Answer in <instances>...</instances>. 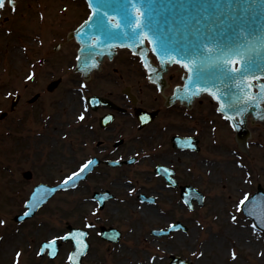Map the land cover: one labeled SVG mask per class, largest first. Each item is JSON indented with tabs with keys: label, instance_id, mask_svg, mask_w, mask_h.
Returning a JSON list of instances; mask_svg holds the SVG:
<instances>
[{
	"label": "rangeland",
	"instance_id": "rangeland-1",
	"mask_svg": "<svg viewBox=\"0 0 264 264\" xmlns=\"http://www.w3.org/2000/svg\"><path fill=\"white\" fill-rule=\"evenodd\" d=\"M87 13L83 0H20L16 11L6 7L0 20V114L9 111L6 118L0 119V221H3L0 224V264H12L17 253L20 256L13 264H69L70 244L63 245L53 260L46 256L37 260L33 255H36L42 239L61 235L67 230V223L81 226L85 217L90 219L94 215L91 202L85 200L90 197V192L83 188L75 197L68 191L52 199L41 214L21 226L12 220L23 205L20 199H10L7 195L11 184L7 141L16 147L22 144L18 121L21 105L14 113L16 119L12 120V95L26 90L27 74L33 75V79L36 74V79L47 80L49 77H46L50 76L47 71L58 69L59 64H64L76 52L75 41H68L65 31L73 29ZM41 25L43 29L38 28ZM59 42L65 50L56 53L53 49ZM64 54H69L64 62L52 59L43 67L39 66L40 60L47 55L63 57ZM119 57L122 63H131L126 52L120 51ZM68 64L70 61L65 63ZM58 70L55 76L64 75L65 79L78 77L71 68ZM36 89L38 85L33 83L27 87L29 91ZM208 98H201L206 138L201 155L205 165L204 176L196 184L204 191L206 203L197 212L183 216L189 226L188 231H178L170 237H156L150 229L164 227L176 218L171 216V210L165 217L156 212L152 215L153 208L150 209L151 214H145L146 205L136 206L131 198L124 197L117 203L110 202L102 213L104 223L121 227L124 239L118 244L104 243L96 230H92L93 244L83 264H170L171 254L189 259L193 264H264V232L255 231L251 221L236 206L237 200L241 201L238 196L243 192L255 191L257 182L264 185V122L251 125V155L247 156L238 149L230 123L217 113L216 105ZM10 122L15 133L9 137L6 131ZM213 137L218 141L216 144L208 142ZM20 161L15 158L11 161L16 172L14 182L22 177V170L15 168ZM191 162L189 160L187 167L192 171L194 164ZM197 167L202 168L200 162ZM233 216L236 217L235 222ZM26 247L32 249L30 254L37 262L28 257ZM233 253L236 259L232 258Z\"/></svg>",
	"mask_w": 264,
	"mask_h": 264
},
{
	"label": "flooded vegetation",
	"instance_id": "flooded-vegetation-1",
	"mask_svg": "<svg viewBox=\"0 0 264 264\" xmlns=\"http://www.w3.org/2000/svg\"><path fill=\"white\" fill-rule=\"evenodd\" d=\"M59 51L63 49L55 52ZM68 55H47L40 60L39 66L43 67L46 61L52 59L64 62L65 56ZM119 55L120 53L112 61L105 62L101 70L94 72L87 82L76 73V79L71 76L65 79L64 75L55 76L56 70L67 67L65 64H59L58 69H45L46 74L50 75L46 77H49L47 80L36 79L34 74L33 82H30L27 79L29 74L26 75V90L21 93V102L10 112L11 119L15 120L14 113L20 103L22 111L18 121L22 144L16 147L8 142L6 146L7 163L11 164V184L7 191L10 199H20V204L24 203L36 184L59 183L87 160L93 159L96 163L94 168L87 178L80 182V186L71 192L72 196L75 197L77 191L83 188L91 195L97 190L110 189L114 193V203L124 197L128 200L131 198L136 206L148 207L145 214H151L150 209L153 208L152 215L156 212L165 217L171 210V216L176 218L168 221L167 225L177 220L184 221L183 216L189 213V208L181 197V186L190 182L198 184L204 176L205 160L201 155L205 141L202 99H196L191 108H186L179 101L165 106L164 96L156 85L148 82L145 69L137 57L127 53L131 63L125 64ZM135 61H138V64ZM187 75L186 69L180 64H169L164 75L168 84L165 93L171 94L174 87L182 84ZM56 78H62L59 85L54 89L49 88V84ZM31 83L38 85V89L27 90ZM77 83L86 87L81 89L76 86ZM126 86H129L131 93L136 96V104L124 93ZM94 94L108 98L117 108L100 105L97 109H92L86 99ZM35 96L37 98L33 100ZM82 96L86 99L82 100ZM85 105L87 112L84 111ZM138 107L158 111L153 122L144 128L139 127L140 123L136 117ZM81 113L85 116L84 121L78 120ZM111 113L114 114L112 123L102 126L100 119ZM12 122L7 126L9 137L15 133ZM174 135H192L200 147L197 151L175 148L171 142ZM14 158L21 160L15 168L22 170V173L30 170V178L23 176L21 180L14 182L13 176L16 172L11 167ZM130 158H134L132 164L110 163ZM189 160L194 164L191 165L192 171L187 167ZM199 162L202 166L200 169L197 167ZM159 164L173 169L174 174L169 177L158 171ZM173 180L177 182L176 185L172 183ZM124 188L127 190L124 191ZM85 200L96 208L97 203L92 198L88 196ZM105 209L95 211L87 223L95 224V229L99 226L97 224H105L102 220ZM197 210L198 208L192 211ZM39 211L36 215H39ZM32 220L23 222L21 226ZM36 240L37 238L34 239ZM26 249L32 258V249ZM37 250L38 246L35 253Z\"/></svg>",
	"mask_w": 264,
	"mask_h": 264
},
{
	"label": "water",
	"instance_id": "water-1",
	"mask_svg": "<svg viewBox=\"0 0 264 264\" xmlns=\"http://www.w3.org/2000/svg\"><path fill=\"white\" fill-rule=\"evenodd\" d=\"M104 2L110 5L120 6L126 4L127 0H104ZM145 3L152 9V26L158 27L162 33L171 36L174 46L176 41H180L187 47L192 42L193 37L200 39L207 37L208 40L215 41L222 46L230 45L234 41L241 39V32L248 37V40L253 45H257L259 38L264 37V0H145ZM137 8H139V12L143 11L139 3H137ZM91 9L93 12L96 10V0H92ZM132 11L133 15L139 17V12L135 9ZM101 12H107L106 19L112 23L121 22V16L117 12L111 11L109 8H103ZM93 19H95V17H93ZM80 21L81 20L77 21L76 25H78ZM84 24L85 22L82 25ZM68 31H65V36ZM113 31L116 33H123L127 32L128 29L122 26L121 29H113ZM143 35H147L148 38L146 40L150 43L152 50L158 46L153 35L148 32V29L144 30ZM89 36L93 38L89 39ZM71 37H75L80 44L79 53L81 60L79 61L77 69L82 71L86 76L93 70V68L90 67L92 63H98V65H100L105 55L112 57L117 46H127L134 52H137L142 57L144 64H148L152 69H155L154 72L147 70L152 76V80L158 82L160 85L163 83V80L161 81L162 73L166 71L168 64L173 63V61L170 60L168 63L163 64L160 69L157 68L148 57L149 49L146 47V40H143L142 44H137L128 39L127 36L121 34H117L111 38L105 37L95 31L91 21L89 25H86L84 28L80 26L77 30L71 32L69 38ZM81 49H83V51H81ZM176 50L179 52V47H177ZM89 53H92V55H89ZM182 55L181 53L180 56L176 57V59L181 60V64L187 62L182 59ZM212 58L214 59L215 57L213 56ZM203 67L204 77L202 81L200 83L190 81L189 76L192 74L189 73L185 85L183 87H177L175 96L169 97V104L176 99H180L182 102L188 101L190 103L193 97H195L192 96V92H198L199 95L203 92L216 93V95L213 96L220 103V107L223 104L226 114L235 116V119L232 121L237 132V141L243 150H247V139L250 136V131L246 125L247 115L252 113L254 118L261 119L263 114L262 102L264 100L248 102L247 104L241 101L238 104V107L243 109L240 115H236L233 111H228V104L230 102L235 103L236 98L238 96L243 97L245 92L259 96L258 86L264 84V73H257V75L261 76L259 80H248L243 83L241 79L237 77L234 83L231 81L226 82L231 86L225 88V83L217 78L218 72L211 65V61ZM213 81L215 84H213ZM248 83H251V88L247 87ZM254 88H257V91H255ZM185 97H191V100L189 101ZM229 97L231 98L230 100ZM225 112L223 113L225 114ZM69 186L70 184L67 187ZM188 189L189 193L195 191L192 188ZM53 192L54 191L50 192L49 190L39 188L37 196L34 199L35 203L41 205ZM194 197L196 196L190 195L189 200L191 201ZM200 198V200H203L202 194ZM245 212L253 218L259 226L264 228V190H262L261 187L258 192L246 202ZM20 217L25 218L27 216L21 215ZM102 229V235L106 239L113 241L119 240V234L116 233V229ZM84 243L88 245L86 238L84 239ZM75 250L76 249H74V251ZM86 251L87 249L85 252ZM82 256L75 260V264L81 263ZM172 263L190 264V262L184 261L178 263L177 258H173Z\"/></svg>",
	"mask_w": 264,
	"mask_h": 264
},
{
	"label": "snow or ice",
	"instance_id": "snow-or-ice-1",
	"mask_svg": "<svg viewBox=\"0 0 264 264\" xmlns=\"http://www.w3.org/2000/svg\"><path fill=\"white\" fill-rule=\"evenodd\" d=\"M137 3H139L140 7L143 8L142 12H139V8H137ZM17 0H0V11H3L6 6L11 8V11H16ZM89 8L92 7V0H89ZM109 8L111 11L117 12L121 16V22L112 23L107 20V12H101V9ZM133 9L139 12V17L133 15ZM95 17V19H93ZM142 17V19H141ZM152 17V9L145 3V0H127L124 5H110L104 2V0H96V10L93 12L92 16L89 17V20L85 21L84 25H81V28H84L86 25H89L90 21L92 26H94L95 31L100 33L101 35L111 38L117 34H121L127 36L128 39L134 41L137 44H142L143 40H146L147 35H143L144 30L148 29V32L151 33L154 37L155 42L157 43V47L153 49L154 53H157L160 60L161 65L168 63L170 60L176 63H181L180 59H176L177 56H180L181 53L182 59L187 61L182 63V67L187 69L189 73L192 75L189 76L190 81H194L196 83H200L204 77V65L211 61V65L217 70L218 77L222 82L225 83V88H229L231 85L226 83L228 81L235 82L237 77L241 79V82L248 80H259L261 76L257 75V73H264V37L259 38V42L257 45H253L248 37L244 35L243 32L240 33V40L234 41L230 45H220L215 41L208 40L207 37L200 38H192V42L185 47L182 42L176 41L175 46L173 43V38L171 36L165 35L162 33L158 27H153L151 24ZM123 27L127 28V32L116 33L113 29H121ZM143 37V38H141ZM92 39V36L88 37ZM212 45V46H210ZM94 47V46H93ZM177 47H179V52H177ZM83 51V49H81ZM175 53V55H174ZM92 55V53H89ZM215 57L214 59L212 57ZM77 61L81 60L80 56L76 57ZM99 65L98 63H92L91 68L95 69ZM145 68L150 72H154L155 69H152L150 65L145 64ZM149 80H152V76L149 75ZM28 80L33 79V75H29L27 77ZM155 83L154 80H152ZM213 84L215 82L213 81ZM81 89L86 87V85H81ZM239 87V85H238ZM248 88H251V83L247 84ZM259 96L251 95L248 92H245L243 97H237L236 102H230L228 104V111L235 112L236 115H240L243 112V109L238 107V104L243 101L245 104L248 102H254L257 100H264V84H260L259 86ZM212 95H216V93H210ZM11 95V93H9ZM199 95L198 92H192V96ZM189 101L191 97H185ZM82 100L86 99L85 97H81ZM231 98L229 97V100ZM220 112H225V107L222 104L220 108L217 109ZM84 111L87 112V105L84 107ZM225 119L232 121L235 119V116L227 115L225 112ZM108 120H111L112 117H108ZM264 119V116L261 117ZM79 121H84L85 116L81 113L78 117ZM143 122H147L146 119ZM189 145H191V140H188ZM95 160L89 159L87 160L78 171L72 173V175L68 176L60 185L61 189L67 190V186L71 184L73 187L76 186V181L82 178V173H84L90 165H93ZM114 163L119 164V161H115ZM242 167V166H241ZM158 171L166 173L171 176V173L166 168H161ZM131 183V181H129ZM174 183V181L172 182ZM51 191H56V189H51ZM134 191V190H133ZM105 200L109 199L106 195L104 197ZM194 199L200 200L199 195L194 197ZM248 200V196L245 195L244 199L239 202L238 209L240 206L245 205V201ZM102 202V201H101ZM151 203V201H149ZM186 204H188L191 209V203L186 200ZM24 216H29V212H25ZM236 217L233 216V221L235 222ZM3 221H0L2 224ZM85 227H92L90 224H86ZM253 228H256V225H253ZM88 233L84 231H75L69 233L67 235L60 236L56 239H52L51 241L45 243L41 249V253L45 248L51 247L53 249L52 255H55V248L57 244V239L73 242L74 248L76 249L73 253L69 255V261H72L75 264V260L78 257L85 254V250L88 245L84 243V239L87 237ZM202 255V254H201ZM20 256V253H17V257ZM233 259H236L235 253L232 255ZM155 259V258H153Z\"/></svg>",
	"mask_w": 264,
	"mask_h": 264
},
{
	"label": "bare ground",
	"instance_id": "bare-ground-1",
	"mask_svg": "<svg viewBox=\"0 0 264 264\" xmlns=\"http://www.w3.org/2000/svg\"><path fill=\"white\" fill-rule=\"evenodd\" d=\"M13 56H15V54H13Z\"/></svg>",
	"mask_w": 264,
	"mask_h": 264
}]
</instances>
